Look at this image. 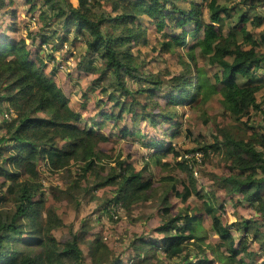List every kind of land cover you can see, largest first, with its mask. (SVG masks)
Here are the masks:
<instances>
[{
    "label": "trees",
    "instance_id": "trees-1",
    "mask_svg": "<svg viewBox=\"0 0 264 264\" xmlns=\"http://www.w3.org/2000/svg\"><path fill=\"white\" fill-rule=\"evenodd\" d=\"M23 1L29 6L30 15L41 12L39 22L44 26L40 33L32 34L33 45L40 39V47H46L47 52L42 57L41 52L30 49L26 38L12 39L5 32L0 36V103L8 105L0 113L15 110L14 118L2 125L0 133V178L6 181V188L0 191V264H124L122 254L117 257L100 232L89 234L86 221L77 232L56 238L53 232L63 227V220L47 206L48 189L34 165L46 161L49 170L63 173L64 183L50 188V195L59 201H78L82 194L113 187L116 197L104 206L105 213L112 203L128 210L135 204L147 203L155 192L160 193L159 188L145 175L146 170L136 171L131 163L122 161L101 182L97 149L106 137L79 124V114L55 80L56 70L48 71L45 58L54 59L53 53L63 49L64 42L79 41L85 48L76 54L78 70L100 74V79L107 80L110 88L118 92L117 95L112 91L108 96L111 111L99 112L103 120L115 126L127 117L152 126L160 121L169 123L178 118L174 107L197 106L218 93L223 97L224 111L232 113L237 121L242 119L238 104L242 113L253 107L264 120V109L255 96L257 84L263 83L256 73L264 72V33L259 36L261 48L250 50L241 48L236 36L220 38L218 33L248 22L255 27L263 25L264 18L254 10L255 6L264 5V0H243L242 5H248L246 11L236 4L204 0L210 1L208 21L202 4L194 0L189 6L184 5L189 0ZM11 4H15L14 0H0V13ZM144 19L165 27L161 42L164 53L181 52L190 41L203 36L189 49L191 60L181 59L182 72L169 80L167 90L157 75L140 73L134 56L136 44H148ZM233 23L236 24L230 28ZM202 45L206 48L204 56L214 51L220 54L209 59L210 65L219 68L214 84L204 69L196 66L193 70L194 50ZM126 79L135 83L136 91ZM136 133L143 136L140 128L133 132L129 127L119 129L124 139H135ZM245 137L247 141L231 134L222 139L216 136L212 144H199L192 151L194 154H187L190 150H186L184 159L172 145L164 148L155 139L143 143L146 147L153 142L158 146L154 153L157 163L173 153L182 157L178 165L186 171L188 182L162 178L167 184L163 187L164 196L161 194L163 207L156 228L161 238L133 237L125 248L133 264H264V134L254 132L248 137L246 132ZM225 151H232L227 153L226 171L213 174V181L217 180L233 201L238 196L237 205L250 208L258 217L232 223L231 227L214 223L212 231L218 241L210 255L204 246L205 237L197 234L199 217L191 214L189 207L174 214L175 207L169 205L168 197L174 195L187 203L196 196L215 222L216 196L195 187L194 169L213 154ZM198 153L202 155L200 161ZM92 177L95 181L89 184L93 186L83 187V182ZM159 204L160 200L155 203ZM254 245L258 249L252 248Z\"/></svg>",
    "mask_w": 264,
    "mask_h": 264
},
{
    "label": "rangeland",
    "instance_id": "rangeland-1",
    "mask_svg": "<svg viewBox=\"0 0 264 264\" xmlns=\"http://www.w3.org/2000/svg\"><path fill=\"white\" fill-rule=\"evenodd\" d=\"M190 1L184 5L189 6ZM198 4H202V9L205 13L206 20H209V13L207 7L210 1L194 0ZM222 4L242 8L246 11L248 5L243 3V0H219ZM14 5H9L0 13V36L4 32L9 38H26L27 44L33 51L41 52V56H45L46 47H40V39H37L33 45L32 34L40 33L43 29V23L40 21V11L30 15L28 7L23 0H14ZM181 3V2H180ZM254 13L264 18V5L255 6ZM13 10V11H12ZM9 11H12L10 13ZM234 13V12H233ZM230 23V19L227 20ZM143 27L147 30L148 44L143 45L138 43L134 46L133 52L140 66V73L144 75L155 74L163 80L165 86L163 89L169 88V80L175 75L182 72V60H191L188 54L189 49L197 44L198 40L202 39L200 35L197 39L190 41L188 46L180 52L179 50L164 53L161 52V42L165 30L163 25L151 23L148 19L143 20ZM236 23L230 25L232 28ZM238 26L237 29H225L219 32L220 38H231L236 36L238 43L244 50H250L253 47L259 49V36L264 33V23L260 27H255L250 22ZM219 30L218 25L214 26ZM48 29H46L47 31ZM165 30V31H164ZM17 34V35H16ZM16 35V36H15ZM157 47V50L154 48ZM79 48V49H78ZM84 46L79 41L64 42L63 49H59L53 53L54 59L48 60V71L56 70V81L60 85L62 91L70 100V105L75 112L79 114V124L82 127H89L100 136L106 137L100 146H98V167L100 170L102 180L109 173L117 170L118 162H127L136 169V171L146 170L145 175L155 183L159 188V194L156 192L147 203H138L132 206L130 210L124 207H115L114 203L109 207V211L105 213L104 206L116 197V191L113 187H102L91 194H82L78 201L71 199V201H59L50 195V188L59 186L64 183L63 173H55L49 170L47 162L35 164L40 170V177L48 189L47 206L53 208L60 219L63 220V227L53 232L56 238L60 239L70 231L77 232L81 228L83 221L87 222L86 230L89 234L100 232L105 242L113 248L114 254L118 257L122 254L124 264H133L130 260V254L125 253V248L133 237H144L147 240L160 239V234L156 228L160 225L161 217L159 215L160 208L163 207L161 202V194L163 187L167 182L162 181V178L175 177L178 180H187V173L179 167L178 162H182L186 150H190L187 154H194L192 151L198 147L199 144L206 142L212 144L216 136L223 138L227 134L234 135L237 138H244L247 141L245 134L250 137L254 132L259 135L264 134V120L263 115L254 110L253 107L249 111L242 113L241 104H238L237 111L242 115L241 121H237L232 113L224 111L222 106L223 97L221 94H216L199 105H181L174 107L177 109L178 118L169 123L159 122L157 126H152L149 122L131 121V117L125 118L118 123V126L113 122L103 120L99 115L100 111L110 112L111 106L108 103V96L113 89L110 88L107 80L100 79V74H87L78 70L77 65L79 58L76 56L77 52ZM261 48V47H260ZM205 45H202L194 50L193 70L202 68L205 70L211 83L216 82V77L219 75V68L209 64V59L215 56H220L218 51H214L208 56H204ZM48 50H52L49 48ZM263 50V49H262ZM83 53V52H82ZM262 77L263 83L257 84L256 101L262 105L264 109V72L256 73ZM197 81V80H195ZM128 86L136 91L137 86L134 82L126 79ZM106 90V91H104ZM167 90V89H166ZM116 92V91H114ZM118 95V92H116ZM162 104L164 103L161 99ZM8 105L0 103V110ZM15 116V110L11 108L8 112L0 113V133L3 131L2 125L11 121ZM137 120H139L137 118ZM177 124V126L170 130V127ZM178 125L180 126L179 128ZM129 127L132 132L140 128L141 134H135L134 137L124 139L119 135V129ZM255 128V129H252ZM152 139L159 140L164 144V148L169 145L174 146L176 152H180L183 157H176L175 154L167 155L160 159L159 163L154 158V153L157 151V145L153 142L149 147L143 143L151 141ZM155 148V149H154ZM227 151V150H226ZM221 155L213 154L209 159H205L194 169L195 187L207 192H213L217 200L218 218L213 220L211 216L206 214L203 209L202 201H199L196 196H192L187 203H183L181 199H177L174 195H169L168 203L174 206V214L180 210L189 207V211L193 215L199 217L196 229L198 236L205 237L204 246L208 254L211 255V248L218 240L214 234V223H224L231 227L232 223L242 221L243 219H250L258 217L254 211L246 206H238V196L233 201L231 197L227 196L224 187H220L217 180L213 181L214 175H222L225 173L226 157L229 156L226 152ZM182 160V161H181ZM72 164V163H71ZM70 164V165H71ZM73 166V165H72ZM75 166V165H74ZM77 167H75L76 169ZM149 178V177H148ZM95 179L92 177L83 182V187H91ZM188 182V180H187ZM6 181L0 178V191L3 190ZM93 184V183H92ZM164 196V193H163ZM159 205L155 203L159 202ZM221 218V219H220ZM232 233L238 236L237 232L231 228ZM83 250L88 256V250L83 245ZM252 248L258 249L257 245Z\"/></svg>",
    "mask_w": 264,
    "mask_h": 264
},
{
    "label": "built area",
    "instance_id": "built-area-1",
    "mask_svg": "<svg viewBox=\"0 0 264 264\" xmlns=\"http://www.w3.org/2000/svg\"><path fill=\"white\" fill-rule=\"evenodd\" d=\"M186 157H190V155L189 156H186ZM196 157L198 158L199 161L202 159V155L199 154V153L196 155Z\"/></svg>",
    "mask_w": 264,
    "mask_h": 264
}]
</instances>
